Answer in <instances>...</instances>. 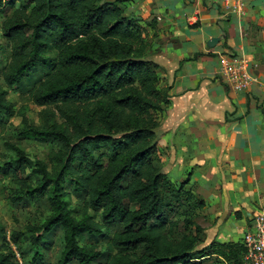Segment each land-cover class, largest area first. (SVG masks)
Wrapping results in <instances>:
<instances>
[{
    "label": "trees",
    "instance_id": "obj_1",
    "mask_svg": "<svg viewBox=\"0 0 264 264\" xmlns=\"http://www.w3.org/2000/svg\"><path fill=\"white\" fill-rule=\"evenodd\" d=\"M125 3L0 0V9H10L2 27L9 56L0 80L12 88L44 64L47 72L32 87L30 100L67 114L64 126L49 129L23 119L24 134L58 142L51 168L14 146L16 165L6 166L25 192L50 193L51 214L40 227L30 228L32 244L38 250L44 236L60 227L59 264H95L106 253L105 262L96 264H203L211 258L242 264L241 241L213 240L198 248L203 229L189 212L203 209L205 201L189 185L190 174L176 184L162 171L156 131L169 104V88L159 89L160 66L150 58L151 43L140 20L126 14ZM50 51L54 58L47 57ZM13 114L0 91V121ZM64 180L102 210L105 224L121 226L106 248L79 245L84 231L100 233L101 226L91 217L77 222L70 216L61 200ZM181 209L183 234L172 239L176 224L170 218ZM14 257V252L0 253V264H11Z\"/></svg>",
    "mask_w": 264,
    "mask_h": 264
},
{
    "label": "crops",
    "instance_id": "obj_2",
    "mask_svg": "<svg viewBox=\"0 0 264 264\" xmlns=\"http://www.w3.org/2000/svg\"><path fill=\"white\" fill-rule=\"evenodd\" d=\"M243 2L242 14L223 0L125 3L151 43L159 89L169 88L156 131L162 171L179 182L190 174L210 242L241 241L264 213V0ZM219 55L248 60L246 90L229 87Z\"/></svg>",
    "mask_w": 264,
    "mask_h": 264
},
{
    "label": "rangeland",
    "instance_id": "obj_3",
    "mask_svg": "<svg viewBox=\"0 0 264 264\" xmlns=\"http://www.w3.org/2000/svg\"><path fill=\"white\" fill-rule=\"evenodd\" d=\"M9 14L10 9L7 7L0 9V67L7 62L9 56L2 32L3 23ZM47 57L54 58L55 53L50 51ZM45 72L47 70L44 64H37L29 76H24L12 88L7 87L0 80V91L5 93L7 101L14 110L13 116L0 121V230H2L0 253L8 256L14 252L15 257L11 264H59L64 248L63 230L60 227L54 228L52 232L44 236L38 250L34 248L32 241L35 233L30 228L40 227L49 218L51 214L48 201L50 193L47 191L43 195H36L25 192L7 174L6 168L7 165H16L17 156L12 149L13 146L22 150L29 159L43 161L48 168L55 163L51 160V156L60 147L57 141L37 139L23 132L25 128L23 119L34 127L44 129H49L54 125L64 126L67 121L65 111L62 113L57 107H39L30 100L32 87L42 79ZM27 177L32 183L36 180V176L31 171L27 172ZM173 182L178 184L179 180ZM61 185L65 193L61 200L70 216L77 222L91 217L93 223L101 226L100 233L84 231L78 239L79 245L106 248L107 242L115 232L121 230V226L116 221L105 224L101 216L102 210L89 205L85 192L77 191L73 183L64 180ZM129 208L132 209L134 206L129 205ZM181 213L182 209L170 218L176 224L171 235L172 239H179L183 234L182 222L185 215ZM189 214L193 222L203 229V235L200 237L201 245L198 246L200 249L210 242V236L202 225L204 223L202 209L192 210ZM36 251H39L37 256H35ZM106 254L100 257L95 264L98 261L105 262ZM71 264H77V262L73 261ZM203 264H229V262L211 258Z\"/></svg>",
    "mask_w": 264,
    "mask_h": 264
},
{
    "label": "built area",
    "instance_id": "obj_4",
    "mask_svg": "<svg viewBox=\"0 0 264 264\" xmlns=\"http://www.w3.org/2000/svg\"><path fill=\"white\" fill-rule=\"evenodd\" d=\"M223 1L235 13H243V0ZM218 65L223 79L233 91H244L253 81L249 62L244 56L219 55ZM241 242L244 247L242 264H264V213L253 218L252 226L244 232Z\"/></svg>",
    "mask_w": 264,
    "mask_h": 264
}]
</instances>
